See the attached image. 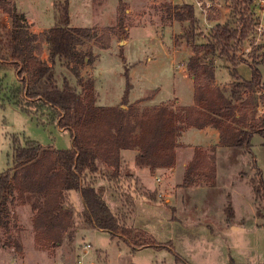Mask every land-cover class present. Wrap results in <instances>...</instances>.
Returning <instances> with one entry per match:
<instances>
[{
  "label": "rangeland",
  "instance_id": "obj_1",
  "mask_svg": "<svg viewBox=\"0 0 264 264\" xmlns=\"http://www.w3.org/2000/svg\"><path fill=\"white\" fill-rule=\"evenodd\" d=\"M56 0H16L17 13L31 31L39 33L56 23L53 4ZM65 1V0H60ZM69 26L109 31V47L101 49L95 43H85L80 50L91 53V62L80 67V76L94 81L95 102L105 107H134L138 113L169 104L178 109L193 104L194 84L185 65L192 55L190 44L184 37L188 23L170 19L167 6L192 5L196 22L193 43L202 45L210 41L217 24H236L231 0H66ZM120 2L126 10V35L117 29V8ZM254 27L248 39L236 49L240 61H251V51L264 40V0H252L249 7ZM259 29V30H258ZM101 34V33H100ZM99 34V37L101 35ZM123 44L120 45V41ZM42 58H46V51ZM212 59L215 84L228 95L233 79V68L242 79H250L247 63L231 65L220 56ZM64 58H57L51 65L54 76L65 78L78 88L77 79L67 68ZM264 81V65L258 66ZM127 78V79H126ZM128 81V82H127ZM128 84V86H127ZM18 86L15 71L0 69V173L12 166L13 143L26 140L42 146L63 150L70 148L68 131L59 130L48 110L25 113L14 103L12 89ZM128 87V93L126 89ZM126 105H122L123 101ZM261 107L258 114L262 115ZM188 130V129H187ZM184 130L177 137L176 164L171 169L157 170L135 168L133 159L137 150L121 153L125 173L136 179L140 193H154L155 201L135 198L134 205L125 203L105 182H98L111 210L124 216L128 225L151 234L158 247L131 248L107 232L82 226L74 240H64L60 247L43 248L36 243L32 230V214L28 206L13 208L14 222L8 235L19 243L20 251L5 246L0 234V264H71L81 259L85 264H264V227L259 215L264 216V200L256 197L248 184L249 179L261 170L264 179V149L259 143L264 138L252 139L253 157L238 150L217 148L214 152L216 173L213 184L195 183L188 188L181 186L185 168V153L191 146L211 144L217 146L215 137L188 136ZM177 152V151H176ZM194 152V151H193ZM183 157V158H182ZM190 157V156H189ZM259 170V171H258ZM131 187V186H130ZM133 189V186L132 188ZM70 201L76 210L82 208L80 197L72 193ZM233 218L228 219L227 206ZM89 244L86 253L83 246Z\"/></svg>",
  "mask_w": 264,
  "mask_h": 264
},
{
  "label": "trees",
  "instance_id": "obj_2",
  "mask_svg": "<svg viewBox=\"0 0 264 264\" xmlns=\"http://www.w3.org/2000/svg\"><path fill=\"white\" fill-rule=\"evenodd\" d=\"M252 0H231L236 24H217L210 41L195 45L192 41L196 22L192 5L167 6L170 19L188 23L184 37L192 55L185 69L194 84L193 104L178 109L161 104L138 113L134 107H105L95 102L93 80L80 76V67L91 62V53L81 51L93 42L101 49L109 47V31L69 26L67 1L53 4L56 23L35 33L17 13L14 0H0V69L15 71L18 86L12 89L15 104L25 113L46 109L59 130L68 131L70 148L55 149L26 140L20 145L12 138V166L0 173V234L5 246L20 251L18 242L9 237L13 208L28 206L35 241L43 248L60 247L64 240L72 242L82 226L107 232L119 238L133 251L158 247L155 238L145 230L128 225L104 199L106 190L98 182L134 205L135 198L155 201L154 193H140L136 179L125 173L123 151L137 150L134 165L138 169H171L176 164L177 137L187 129L212 128L218 132V143L208 155L195 148L187 165L181 186L195 183L213 184L216 173L214 152L217 148L238 150L251 155L252 139L264 138V81L259 65H264V40L251 51V61H240L236 49L251 34L254 21L249 7ZM116 29L126 35V10L120 2ZM101 33V34H100ZM99 34L101 37H99ZM46 51V58H42ZM220 56L231 65L247 63L250 79H242L233 68V81L226 95L215 84L212 59ZM64 58L67 68L77 79L78 88L54 76L51 65ZM127 79V78H126ZM128 82V81H127ZM128 86V84H127ZM128 87L126 94L128 93ZM122 105H126L124 100ZM259 107L262 115L258 114ZM259 171V170H258ZM251 192L264 200V180L260 171L248 182ZM131 186V187H130ZM133 189H130L132 188ZM72 193L80 197L82 208L76 210L70 201ZM228 219L233 218L227 206ZM264 227V216L259 215Z\"/></svg>",
  "mask_w": 264,
  "mask_h": 264
},
{
  "label": "crops",
  "instance_id": "obj_3",
  "mask_svg": "<svg viewBox=\"0 0 264 264\" xmlns=\"http://www.w3.org/2000/svg\"><path fill=\"white\" fill-rule=\"evenodd\" d=\"M14 4H15V8H16V10H18V8H17V3H16V0H14ZM183 135H184V138L186 139V138H188V136H200V137H202L203 135L204 136H207V135H209V136H211V137H215V139H216V141H217V143H218V132L215 130V129H212V128H204V129H202V130H195V129H188L187 131H185L184 133H183ZM255 136H257V135H255ZM254 137V136H253ZM216 143V144H217ZM186 145H188V146H191L189 149H187V150H189L190 151V153L189 152H186L185 153V159H188L186 162H184L182 165V167L183 168H185L186 169V167H187V165L190 163V161L192 160V158H193V154H194V149L195 148H203L204 150H206L211 144H208V143H206L205 144V146H202V145H194L193 143L192 144H189L188 142L186 143ZM259 146H260V148H261V150H263L264 149V142L263 143H259ZM252 147H253V144H252ZM177 151V152H176ZM251 152H252V154L251 155H248V156H250V157H253V161H254V163L257 165V168H259V166H258V163H257V161L255 160V156H254V153H253V149L251 148ZM177 153H178V156H179V160H180V156L181 155H179V149L178 148H176L175 149V154H176V160H177ZM190 156V157H189ZM183 158V157H182ZM133 163H134V159H133ZM135 166V165H134ZM136 168V167H135ZM136 169H138V168H136ZM260 169V168H259ZM138 170H145V169H138ZM147 170V169H146ZM261 170V169H260ZM261 173H262V176H263V172H262V170H261ZM264 180V179H263Z\"/></svg>",
  "mask_w": 264,
  "mask_h": 264
},
{
  "label": "built area",
  "instance_id": "obj_4",
  "mask_svg": "<svg viewBox=\"0 0 264 264\" xmlns=\"http://www.w3.org/2000/svg\"><path fill=\"white\" fill-rule=\"evenodd\" d=\"M259 30V29H258ZM264 32V30H262ZM89 244L83 246V252L86 253V250L89 249ZM54 264H65V263H62V262H56ZM71 264H85L81 259L75 261L74 263H71ZM89 264H95V263H89Z\"/></svg>",
  "mask_w": 264,
  "mask_h": 264
},
{
  "label": "water",
  "instance_id": "obj_5",
  "mask_svg": "<svg viewBox=\"0 0 264 264\" xmlns=\"http://www.w3.org/2000/svg\"><path fill=\"white\" fill-rule=\"evenodd\" d=\"M122 44H123V41H122V37H121L120 45H122Z\"/></svg>",
  "mask_w": 264,
  "mask_h": 264
}]
</instances>
